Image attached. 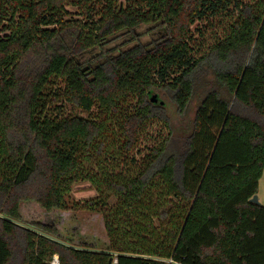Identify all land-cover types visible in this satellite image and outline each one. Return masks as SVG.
<instances>
[{
    "label": "trees",
    "instance_id": "obj_1",
    "mask_svg": "<svg viewBox=\"0 0 264 264\" xmlns=\"http://www.w3.org/2000/svg\"><path fill=\"white\" fill-rule=\"evenodd\" d=\"M198 87L171 149L152 97L184 115ZM263 170L264 0H0V264H264ZM78 181L96 195L70 206ZM27 201L101 214L105 245L23 220Z\"/></svg>",
    "mask_w": 264,
    "mask_h": 264
},
{
    "label": "rangeland",
    "instance_id": "obj_2",
    "mask_svg": "<svg viewBox=\"0 0 264 264\" xmlns=\"http://www.w3.org/2000/svg\"><path fill=\"white\" fill-rule=\"evenodd\" d=\"M235 1V0H233ZM69 10H74V7H68ZM233 9V3L228 8L229 11ZM224 19L220 16L216 17H204L197 19L193 25H191V35L193 36V48L200 49V53L206 50L207 46L210 45L221 32ZM154 26H147L140 31L145 34L142 38L157 36V33H153ZM156 30V29H155ZM152 34V35H151ZM145 40V39H144ZM156 97L164 103V107L167 115L169 116L171 127H170V147L175 149L179 147L191 125V121L194 117L197 104L203 94L202 88L198 87L195 93L190 98L186 112L184 115H179L176 112L174 104L162 93L157 91ZM66 111L70 110L69 106L65 107ZM71 112H77L80 115L86 116V112L74 109ZM164 136L168 134V131L163 132ZM96 192L93 187L87 181H78L73 184L72 190L68 196V202L70 206H75L76 202L82 203L86 200H90L95 197ZM258 202L264 205V170L262 176L258 181L257 189ZM20 212L22 219L42 222H55L60 237L62 239H70L77 243L80 237L90 243H96V246L102 247L107 241L105 231L101 221V214L89 211L83 208H71L67 210L53 209L50 212H45L37 204L33 202L21 203ZM79 206V205H78ZM23 219V220H24Z\"/></svg>",
    "mask_w": 264,
    "mask_h": 264
},
{
    "label": "built area",
    "instance_id": "obj_3",
    "mask_svg": "<svg viewBox=\"0 0 264 264\" xmlns=\"http://www.w3.org/2000/svg\"><path fill=\"white\" fill-rule=\"evenodd\" d=\"M117 254L115 252L112 253V257H111V263L110 264H117ZM144 257V256H143ZM160 261H164V262H167V263H174V264H177L175 261H173L171 258H159ZM50 264H59V261H58V257L56 254H54L52 256V259L50 260Z\"/></svg>",
    "mask_w": 264,
    "mask_h": 264
},
{
    "label": "water",
    "instance_id": "obj_4",
    "mask_svg": "<svg viewBox=\"0 0 264 264\" xmlns=\"http://www.w3.org/2000/svg\"><path fill=\"white\" fill-rule=\"evenodd\" d=\"M152 100H153V101H156V102H159V103H162V100H160V99H158L157 97H154V96L152 97ZM250 202L255 203V204H258V203H259L256 194H254V195L250 198ZM110 263H111V258L108 260V264H110Z\"/></svg>",
    "mask_w": 264,
    "mask_h": 264
}]
</instances>
